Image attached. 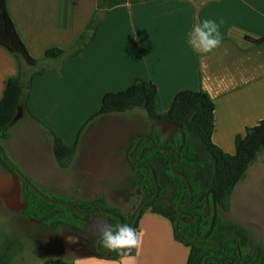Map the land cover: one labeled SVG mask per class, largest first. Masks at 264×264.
<instances>
[{
	"label": "crops",
	"instance_id": "0c3cea01",
	"mask_svg": "<svg viewBox=\"0 0 264 264\" xmlns=\"http://www.w3.org/2000/svg\"><path fill=\"white\" fill-rule=\"evenodd\" d=\"M98 1L6 0V10L29 56L43 64L47 51L67 52L75 46ZM205 18L223 21V43L201 57L187 40L193 26ZM260 39L263 41L254 43ZM18 76L17 60L0 47V101L6 83ZM28 76L23 82L24 102L17 109L7 139L1 142L7 161L34 183L48 188L53 185L39 174L54 169L56 187L69 184L77 194L85 187L88 194L79 200L97 201L94 207L103 205L120 213L119 208L136 207L141 200V186L131 177L126 158L132 137L143 134V128L134 135L130 133L137 130L126 131V143L121 147L115 137L120 127L140 124L142 113L135 109L129 114L92 119L103 96L126 90L136 79L150 81L157 89L156 111L165 114L178 93H203L215 106L213 143L233 155L234 138L264 120V0H127L105 12L81 54L48 62L44 74L30 83ZM159 125L160 129L168 127ZM159 128L155 133L161 140ZM106 129L116 134H107V151L102 152L95 142L105 138ZM50 134L67 147L77 148L67 170L59 168L54 158ZM102 156L103 165L110 160L108 171L93 169ZM0 173L11 186L15 178L23 191L24 181L1 163ZM64 175L69 177L64 179ZM131 180L140 190H125ZM106 213L101 215H111ZM102 216L99 220L111 225ZM136 230L143 243L123 261L121 257L116 261L100 259L89 252L76 255L71 262L186 264L189 248L175 240L174 226L167 218L147 209L138 218Z\"/></svg>",
	"mask_w": 264,
	"mask_h": 264
},
{
	"label": "trees",
	"instance_id": "16d2710c",
	"mask_svg": "<svg viewBox=\"0 0 264 264\" xmlns=\"http://www.w3.org/2000/svg\"><path fill=\"white\" fill-rule=\"evenodd\" d=\"M126 1L99 0L92 20L75 46L67 52L59 49L47 51L42 64L29 56L7 13L6 0H0V47L15 57L19 68V76L6 83L3 98L0 101V152L2 153L0 163L7 170L13 172L6 163L1 142L7 139L17 109L24 102L23 82L28 76L27 73L30 83L34 77L44 74L48 62L81 54L94 37L105 12L113 5L123 4ZM262 41L263 39H260L254 43L258 44ZM156 95L157 89L154 84L136 79L122 92L105 94L99 112L92 117L93 119L99 116L119 115L140 109L153 123L165 124L174 129L172 135L164 142L158 139L155 132L142 134L130 141L128 152L132 150L139 138L147 136L138 143L131 156L126 158L136 174L137 184L141 186L142 198L138 208L151 199L155 192L151 168L158 187V195L145 205L142 213L149 209L152 213L167 218L173 226L177 219L183 221L178 223L177 230L174 229V238L189 248L186 264H234L238 258L235 240L232 237L222 240L226 235L235 236L238 240L240 253L238 264H264V247L253 243L244 227L221 220L219 216L220 212H230L231 197L235 187L244 178L246 171L258 155L264 152V120L247 128L243 135H237L234 138V154L230 155L213 143L215 106L205 94L192 91L180 92L174 97L170 109L165 114H158L156 111ZM50 137L53 155L59 168L67 170L75 158L76 146L67 147L57 136L50 134ZM171 166H173L172 169ZM22 185L23 198L27 204L37 199L41 201V205H30L33 210L32 218L48 230H58L60 227L86 232L89 229L87 224L89 219L94 215L102 216L97 209L83 215L95 204H99L97 201L82 202L77 205L45 196V199L53 202L51 203L39 197L25 182ZM166 185L173 188V194L168 198V204L164 205L161 203V196L169 187ZM189 188L192 201L187 205ZM204 195H207L206 203L198 200ZM55 202L65 205H57ZM138 208L127 222L119 212L113 209L107 211L111 215L102 217L111 221L112 226L119 224L116 218L119 217L121 224L126 223L132 227ZM49 221L51 225L47 227ZM137 222L135 229H137ZM95 245L96 242L91 243L98 258L113 261L120 258L114 252L107 251L103 254L97 251ZM246 247H249V250L245 252ZM9 261L10 259L0 252V264H9ZM41 264L73 263L63 260H46Z\"/></svg>",
	"mask_w": 264,
	"mask_h": 264
},
{
	"label": "rangeland",
	"instance_id": "374dc122",
	"mask_svg": "<svg viewBox=\"0 0 264 264\" xmlns=\"http://www.w3.org/2000/svg\"><path fill=\"white\" fill-rule=\"evenodd\" d=\"M136 110H139L142 113V116H140L141 118H138V122L140 120L141 122L140 124L137 123L130 126L125 125L122 128L120 127V130L118 131L119 134H117V137H115V139L117 140V145L120 147L125 145V136L131 131L137 130L135 133H130V135L137 134L138 129L140 128H143V134H148L151 132L154 133L158 131V128L160 126L159 124H155L150 121L142 110ZM125 114H129V112ZM137 117L135 116L134 119L136 120ZM129 129L131 130L126 133V131H128ZM95 130L99 131L97 129ZM171 130L174 129L169 126L167 127V129L159 128V138H161V142H164L166 138L165 136H167ZM103 134L105 138H97L95 142L97 149L102 152L107 151V134H109L110 136L116 133L111 129H106ZM133 137L136 138L138 137V135ZM143 137L147 136L144 135ZM138 140H140V138ZM133 151L131 150V154ZM104 160L105 156H102L95 163L93 169H103L108 171V163L110 162V160H106V165H103ZM44 165L46 166L48 164ZM129 167L131 168L130 165ZM37 169H35V171H37ZM53 171L54 169H49L46 172L42 171L40 173L41 175L39 174L40 179H43L48 184L53 185L51 188L36 184L30 177L25 176L24 174L22 175L21 171H19V173L24 178H27L29 182H31L32 189H34L33 191L37 195L42 194L44 197L41 198L47 202L50 201L46 200L45 196L49 198L55 197V199L62 200L68 204L79 205V203L87 202L79 200L82 195L88 194L85 187L82 192H79V194H77V191H75L73 189V186L69 184L59 185L56 187L54 180H56L57 176H53ZM131 171V177L136 181V174L132 168ZM68 177V175L63 176L64 179H67ZM7 183L9 184V181L7 180L6 176L0 173V252H2V254H5V256L10 259L9 264H41L46 260H63L71 262V260L74 259L76 255L89 252L94 253L91 243L99 242L97 240L98 231L101 225L104 224L102 219V221L99 220V216L94 215L89 219V222L87 223L89 229L86 232L75 228L64 229L60 227H58V230H48L40 226V223L32 218L33 210L32 206L30 205H41V201L37 199L34 201H29V203L27 204L23 198L24 190L22 191L20 182L18 185V181L14 178V185L12 183L11 186ZM136 188L138 190L141 189H139L136 184H133L132 180L128 181L125 185V190L129 191L130 193H133ZM122 192L127 193L126 191ZM172 194L173 188L171 186L167 187L162 193L161 203L167 205L168 198ZM206 196L207 195L201 196L198 200H203L206 203ZM56 204L61 206L65 205L61 202ZM137 206L139 205L137 204ZM137 206L130 208H119L122 216H125L126 222L130 220L129 215L135 213L136 209L138 208ZM93 207H91L87 211L92 210ZM97 207H99L100 209H104L105 211L103 210V213H106L111 209L103 205ZM219 216L221 220L244 227L247 230L252 242L261 244L264 247V152L258 155L255 162L246 171L244 178L235 187L233 195L231 197L230 212H220ZM70 222L72 223V220ZM49 225H51L50 221L47 227H49ZM95 248L99 252H103L106 250L102 245L97 244L95 245ZM248 250L249 247H246L244 249L245 252Z\"/></svg>",
	"mask_w": 264,
	"mask_h": 264
},
{
	"label": "clouds",
	"instance_id": "9594fccd",
	"mask_svg": "<svg viewBox=\"0 0 264 264\" xmlns=\"http://www.w3.org/2000/svg\"><path fill=\"white\" fill-rule=\"evenodd\" d=\"M222 23L223 21L218 23L214 19H203L201 23L193 26L187 43L201 57L208 56L223 43ZM97 240L105 249L120 256L123 261L131 256L133 249L141 247L143 236L126 223L118 226L104 223L98 231Z\"/></svg>",
	"mask_w": 264,
	"mask_h": 264
},
{
	"label": "water",
	"instance_id": "95a60500",
	"mask_svg": "<svg viewBox=\"0 0 264 264\" xmlns=\"http://www.w3.org/2000/svg\"><path fill=\"white\" fill-rule=\"evenodd\" d=\"M144 138H146V137H142V138H140V140H138L137 142H136V144H135V146H134V148L132 149V151L137 147V145H138V143L142 140V139H144ZM152 142V141H151ZM0 154L2 155V153L0 152ZM130 155H131V152H130V154H129V157H130ZM176 161H178V157H176ZM6 163L10 166V168H12V170H13V172L17 175V177L18 178H20L22 181H24L31 189H32V186L30 185V184H28L27 183V181L25 180V178L19 173V171L9 162V161H7V159H6ZM172 167L173 166H171V169H172ZM150 170H151V173H152V178H153V183H154V187H155V192H154V195H153V197L151 198V199H149V200H147V201H145L143 204H141V206L139 207V209H138V211H137V214H136V217H135V219H134V222H133V224H132V227L134 228V226H135V223L137 222V220H138V218L140 217V215H141V213H142V211H143V209H144V207H145V205L146 204H148V203H150L151 201H153L156 197H157V195H158V187H157V184H156V180L154 179V174H153V171H152V169L150 168ZM32 190H34V189H32ZM40 197H44L42 194H38ZM47 200V199H46ZM48 201H50V200H48ZM191 201H192V193H191V190H190V188H189V200H188V202H187V205L188 204H190L191 203ZM51 203H53L52 201H50ZM93 209H97L99 212H100V214H108V213H103V210L102 209H100L99 207H93L92 208V210ZM177 209H178V207H177ZM92 210H90V211H87L86 213H83V215H86V214H88V213H90ZM214 210H215V207H214ZM118 220H119V224L118 225H120L121 224V220L118 218ZM178 221L179 220H177V221H175V224H174V229L175 230H177V225H178ZM117 225V226H118ZM227 237H232V238H234V240H235V246H236V249H237V254H238V258H237V260H236V262L234 263V264H238V262L240 261V253H239V251H238V240H237V238L235 237V236H232V235H226L224 238H222V240H224L225 238H227ZM181 240H183L182 238H181ZM99 244V242H97V245ZM108 250L106 249L105 251H103V252H101V253H106Z\"/></svg>",
	"mask_w": 264,
	"mask_h": 264
},
{
	"label": "flooded vegetation",
	"instance_id": "af4514ba",
	"mask_svg": "<svg viewBox=\"0 0 264 264\" xmlns=\"http://www.w3.org/2000/svg\"><path fill=\"white\" fill-rule=\"evenodd\" d=\"M181 215H184V214H181ZM177 220H179L178 223H179V222L183 223V221H182L181 219H177ZM177 220H176V221H177ZM96 244H97V243H96ZM98 245H99V244H98Z\"/></svg>",
	"mask_w": 264,
	"mask_h": 264
}]
</instances>
